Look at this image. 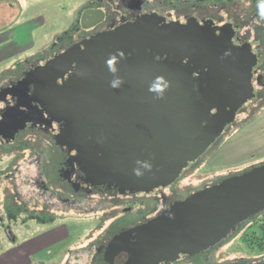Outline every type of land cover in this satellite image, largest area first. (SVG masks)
Segmentation results:
<instances>
[{
	"label": "water",
	"instance_id": "water-1",
	"mask_svg": "<svg viewBox=\"0 0 264 264\" xmlns=\"http://www.w3.org/2000/svg\"><path fill=\"white\" fill-rule=\"evenodd\" d=\"M161 23L145 17L97 34L82 43L83 50L72 48L39 70L41 104L49 115L56 114L54 120L68 123L60 138L74 137V149L84 157L85 174L94 185L116 182L147 193L165 189L209 153L234 124L237 111L254 101L246 80L254 65L232 52L229 41ZM185 53L195 56L198 69L201 63L208 67L207 88L199 92L192 82L194 70L169 58L156 60L166 55L181 59ZM74 63L73 78L56 86ZM157 78H162L161 91L153 90ZM226 107L229 112L222 110ZM29 121L23 119L20 128ZM83 121L91 128L92 144ZM262 213L264 165L199 191L158 219L122 233L108 253L128 252L129 264L175 260L180 251L199 252L221 242ZM134 234L137 242L129 244Z\"/></svg>",
	"mask_w": 264,
	"mask_h": 264
},
{
	"label": "flooded vegetation",
	"instance_id": "flooded-vegetation-1",
	"mask_svg": "<svg viewBox=\"0 0 264 264\" xmlns=\"http://www.w3.org/2000/svg\"><path fill=\"white\" fill-rule=\"evenodd\" d=\"M260 3L261 0H99L83 9L80 18H83L86 11H101L104 16L101 24L85 32L75 27L78 34L66 33L56 38L48 52L44 53L42 48L35 50L37 42L33 40L28 43V47L26 42L19 44L16 40L18 38L8 43L0 42V67L6 64L0 70V231L7 239L15 243V232L31 231L39 226L54 227L58 220H68L74 229L72 217H51L49 213L55 211L67 215L75 213L79 208L89 211L96 199L98 212H102L104 218L107 217L112 223L106 229H103L102 224L100 234L97 238L89 239L90 244L86 250L74 254L70 249L65 255L71 257L70 260L90 255V264H129L128 252L122 251L116 255L108 253L109 245L115 237L158 219L176 203L187 200L199 191L240 175H228L194 190H182L179 185L184 176L218 145L223 136L234 129L241 116L247 115L251 120L255 117L253 112L256 109L264 110V15H261ZM145 17L162 19L161 26H181L184 32L199 29L208 37L220 38L221 42L225 39L229 41L232 52H238L254 65L246 79L253 89V103L237 111L234 124L223 133L212 150L188 168L180 179L152 193L131 192L116 182L94 185L85 174L87 165L84 157H79L74 149L78 146L74 137L60 138L68 123L57 122L54 120L56 114L53 119L47 113L41 104L42 93L37 86L42 82L39 70L48 62L72 48L80 47L83 50L82 43L97 34L133 24ZM81 19L77 21L78 25ZM7 32L0 33V41ZM111 50L114 56L128 60L129 57L122 52L119 54ZM194 57L185 53L181 59L166 55L163 58L157 56L156 60L163 62L169 58L172 63L194 70L192 82L196 92H199L201 87L207 88L208 83L205 82L208 67L201 63V69H198ZM77 67L78 64H72L69 76L57 80L56 86L70 81ZM222 110L229 112L230 108ZM23 119L30 121L24 128H20ZM83 124L88 128L87 142L92 144L91 128L87 121H83ZM59 140L65 141V144L59 145ZM93 146L97 147L95 143ZM107 210H110L108 214ZM21 217H26L23 222H19ZM250 220L238 225L219 243L199 252L180 251L175 260L166 258L158 264H264V256L234 257L226 261L222 259L221 262L217 260L219 250L249 228ZM71 229L68 224H61L52 229L51 233L67 231L69 240ZM136 237L134 234L129 244L137 242Z\"/></svg>",
	"mask_w": 264,
	"mask_h": 264
},
{
	"label": "rangeland",
	"instance_id": "rangeland-1",
	"mask_svg": "<svg viewBox=\"0 0 264 264\" xmlns=\"http://www.w3.org/2000/svg\"><path fill=\"white\" fill-rule=\"evenodd\" d=\"M98 1L0 0V33L12 30L18 34L23 32L26 37L22 36L21 39H16L19 44L21 42L30 43L33 39L37 42L35 50L42 48L45 53L51 50L56 38L62 37L66 33H74L75 27L81 28V31L85 32L92 31L99 26L104 19L101 11L89 10L84 13L82 19L80 18L83 9L91 3H98ZM80 19L81 22L78 25L77 21ZM32 27H35V29L31 39L28 29ZM78 33L79 31H76L74 34ZM4 38L6 37L3 36ZM5 67L6 64L0 67V70ZM260 110L262 109L258 108L253 112L255 117L251 120L247 115L241 116L234 129L224 135L218 145L184 176L179 182L180 188L182 190L199 189L228 175L242 174L252 168L264 165V110L261 112ZM93 201L89 211L79 208L75 213H66L67 215L55 211L49 213L51 217H72L74 219V221L71 220L75 225L74 229L73 224L68 220H58L54 227L39 226L31 231L15 232L17 241L21 237L28 238L35 235L46 241L53 239V241L59 243L39 255V260L44 261L45 264H56V262L57 264H90V255L83 257V259L73 257L70 260L71 257L65 254L70 249L74 251V254L86 250L90 244L89 239L97 238L100 234L102 224L104 225L103 229H106L112 223L107 217L104 218L102 212H98L99 206H97L96 199ZM109 211L107 210V214ZM23 218L26 217H21L19 222H23ZM61 224H68L69 228H72L69 233L71 235L70 239L63 240L68 232L61 230L54 232L55 236L49 238L51 235L48 234L51 233L52 229ZM248 229H244L241 234H238L219 250L218 261L222 259L226 261L234 257L253 258L264 256V251L260 252L257 249L250 248V245H247L244 241ZM15 243L10 242L6 235L0 231V251L9 249Z\"/></svg>",
	"mask_w": 264,
	"mask_h": 264
},
{
	"label": "crops",
	"instance_id": "crops-1",
	"mask_svg": "<svg viewBox=\"0 0 264 264\" xmlns=\"http://www.w3.org/2000/svg\"><path fill=\"white\" fill-rule=\"evenodd\" d=\"M34 29L35 27L28 29L31 39L34 35ZM4 36L6 38H4L2 42L6 43L11 42L12 39H21L22 36L26 37L23 32H19L18 34L14 30L8 31ZM48 235H51L49 238H53L55 233L53 232ZM63 240H68V237L65 236ZM57 244L59 243H56V241H53V239L46 241L45 239L38 238V236L35 235L28 238L21 237L17 243L12 244V247H9L7 250L0 251V264H42L44 261L39 260V255H41L43 251L48 250L53 245Z\"/></svg>",
	"mask_w": 264,
	"mask_h": 264
},
{
	"label": "trees",
	"instance_id": "trees-1",
	"mask_svg": "<svg viewBox=\"0 0 264 264\" xmlns=\"http://www.w3.org/2000/svg\"><path fill=\"white\" fill-rule=\"evenodd\" d=\"M248 224L250 227L245 233L244 241L250 248L264 251V213L250 220Z\"/></svg>",
	"mask_w": 264,
	"mask_h": 264
},
{
	"label": "clouds",
	"instance_id": "clouds-1",
	"mask_svg": "<svg viewBox=\"0 0 264 264\" xmlns=\"http://www.w3.org/2000/svg\"><path fill=\"white\" fill-rule=\"evenodd\" d=\"M260 12H261V15H264V0H261ZM112 70L115 71V69H112ZM161 79L162 78H157V83L153 86V90H156V91H161L162 90L161 87H160V80ZM116 83H118V82L113 83V87L116 86ZM144 167H148V165L144 164ZM136 174L139 175L140 173L137 172Z\"/></svg>",
	"mask_w": 264,
	"mask_h": 264
}]
</instances>
